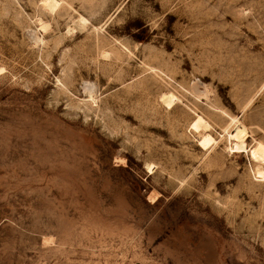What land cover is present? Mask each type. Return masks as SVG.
<instances>
[{
  "label": "rangeland",
  "instance_id": "374dc122",
  "mask_svg": "<svg viewBox=\"0 0 264 264\" xmlns=\"http://www.w3.org/2000/svg\"><path fill=\"white\" fill-rule=\"evenodd\" d=\"M47 2L0 0V264H264V0Z\"/></svg>",
  "mask_w": 264,
  "mask_h": 264
},
{
  "label": "bare ground",
  "instance_id": "6f19581e",
  "mask_svg": "<svg viewBox=\"0 0 264 264\" xmlns=\"http://www.w3.org/2000/svg\"><path fill=\"white\" fill-rule=\"evenodd\" d=\"M47 6L50 8L54 7L57 5V0H48L46 3ZM175 100V96L172 94H169L167 97H165L164 102L167 105H172V103ZM170 107V106H169ZM205 121V120H203ZM203 121L201 119V116L197 118L193 123L192 127L195 129H198V127L202 126ZM233 122V127L230 131L227 132L228 137L232 140V148L240 151V150H245V138L247 137V134L245 131L246 129L242 126V124L239 121H236L234 119H231ZM205 123V122H204ZM207 126V125H206ZM205 127V126H203ZM202 136V137H201ZM200 140H199V145L207 146L210 144L214 139L210 134H204L201 135ZM249 155L250 158L255 161L256 163H262L264 164V143L256 142V145L251 147L249 150ZM262 169V168H260ZM259 168L255 171L256 176L264 179V170H260Z\"/></svg>",
  "mask_w": 264,
  "mask_h": 264
}]
</instances>
